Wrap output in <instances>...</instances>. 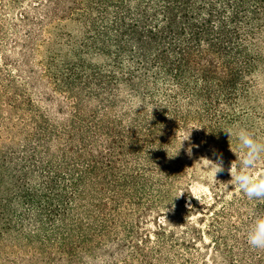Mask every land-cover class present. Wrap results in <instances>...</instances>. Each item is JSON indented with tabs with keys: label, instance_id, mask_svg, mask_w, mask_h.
<instances>
[{
	"label": "trees",
	"instance_id": "1",
	"mask_svg": "<svg viewBox=\"0 0 264 264\" xmlns=\"http://www.w3.org/2000/svg\"><path fill=\"white\" fill-rule=\"evenodd\" d=\"M31 1L1 88L0 264H264V201L229 172L197 200L188 173L235 169L241 127L264 140V0ZM55 22L76 31L34 67Z\"/></svg>",
	"mask_w": 264,
	"mask_h": 264
},
{
	"label": "rangeland",
	"instance_id": "2",
	"mask_svg": "<svg viewBox=\"0 0 264 264\" xmlns=\"http://www.w3.org/2000/svg\"><path fill=\"white\" fill-rule=\"evenodd\" d=\"M20 1L0 0V114L3 113L6 116H9L10 109L5 107L4 104L8 96H11L14 89L12 88V90L9 91L11 92L10 95L7 96L2 93L1 88L2 86H8V88L12 87L13 85H11V83L13 81L14 83L16 82L17 85L20 83V80H16L19 75V69L17 70L14 64H16L19 59V48L23 42L24 29L15 27V24L19 23L20 13L23 10L31 12L30 3L32 1ZM74 27V25L67 22H55L53 25L46 27L43 32V40H47V42L37 45L38 52H36L32 59L33 66L36 67L42 62H45L52 53L56 52L54 50L60 49V45L56 46V42H58L56 39V33L71 32V34H74V31H76V28ZM9 92H7V94ZM205 156L206 157L196 164L193 169L190 168L191 164L189 165L190 167H188L189 174L193 172L192 170L197 171V177L189 183V190L197 200H200L201 198H209L211 196L210 187L217 180L227 182L222 172L228 173V169L231 165L229 160L218 156V154H216V156H209L208 154ZM205 158L214 162L222 163L223 171L217 173L216 180L213 179L214 172L209 167L210 162ZM6 250L7 249H4L2 253L4 252V254H8ZM19 254H21V256L23 255L22 253Z\"/></svg>",
	"mask_w": 264,
	"mask_h": 264
},
{
	"label": "clouds",
	"instance_id": "3",
	"mask_svg": "<svg viewBox=\"0 0 264 264\" xmlns=\"http://www.w3.org/2000/svg\"><path fill=\"white\" fill-rule=\"evenodd\" d=\"M227 132L230 134L229 131ZM234 135L241 155L235 169L233 163L228 169L231 179L227 186L230 184L232 187H237L250 201H264V174L255 172L261 160H264V140L257 138L251 131L243 127L236 130ZM187 152L188 155H191V148ZM205 159L210 162L209 167L214 172L213 179L216 180L217 173L223 171L222 163ZM245 238L250 248L264 250V214H254Z\"/></svg>",
	"mask_w": 264,
	"mask_h": 264
}]
</instances>
